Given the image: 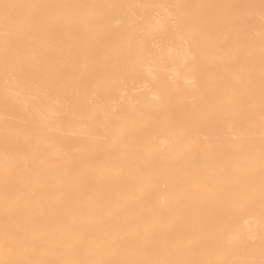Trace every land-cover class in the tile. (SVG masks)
I'll list each match as a JSON object with an SVG mask.
<instances>
[{"label":"bare ground","instance_id":"1","mask_svg":"<svg viewBox=\"0 0 264 264\" xmlns=\"http://www.w3.org/2000/svg\"><path fill=\"white\" fill-rule=\"evenodd\" d=\"M0 264H264V0H0Z\"/></svg>","mask_w":264,"mask_h":264}]
</instances>
